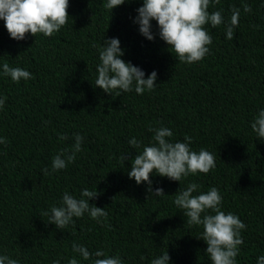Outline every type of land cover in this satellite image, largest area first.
I'll use <instances>...</instances> for the list:
<instances>
[{
	"label": "trees",
	"instance_id": "trees-1",
	"mask_svg": "<svg viewBox=\"0 0 264 264\" xmlns=\"http://www.w3.org/2000/svg\"><path fill=\"white\" fill-rule=\"evenodd\" d=\"M105 3L69 0V21L51 37L13 40L0 20V137L7 141L0 144V255L19 264H68L73 257L91 264L72 251L76 243L119 256L122 264H151L166 251L169 264H211L197 239L202 228L188 225L173 202L178 189L196 183L199 192L216 187L221 210L246 225L236 264H256L264 255V140L251 123L264 109V0H213L208 11H221L225 22L239 8V24L232 40L224 24L206 25L209 52L192 64L176 60L155 21L152 41L139 33L134 20L142 0L112 11ZM111 38L120 41L121 59L145 79L157 73L151 91L138 95L133 86L106 94L95 87L98 49ZM5 62L32 78L13 82L3 75ZM150 127L169 128L171 142L191 137L190 148L211 152L215 168L179 182L153 173L152 188H163L164 196H149L148 185L127 173L131 159L152 142ZM77 134L83 143L75 161L52 173L51 158L71 149ZM133 138L141 148L129 144ZM46 167L51 174L43 173ZM85 188L100 193L89 204L105 208L107 217L98 223L85 213L62 229L49 224L42 213L60 206L64 192L80 198Z\"/></svg>",
	"mask_w": 264,
	"mask_h": 264
},
{
	"label": "clouds",
	"instance_id": "clouds-1",
	"mask_svg": "<svg viewBox=\"0 0 264 264\" xmlns=\"http://www.w3.org/2000/svg\"><path fill=\"white\" fill-rule=\"evenodd\" d=\"M126 0H106L104 7L112 9L124 4ZM213 0H142V6L137 9L134 23L139 25V33L148 41L154 39L151 31V21L158 27V35L167 46L170 53L175 54L180 63L192 64L201 61L209 52L208 46L212 43V36L205 27L210 25L216 28L225 25L226 38H234V28L239 24L240 9L233 7L230 19L225 22L221 11L209 12ZM219 3V0H214ZM69 0H0V20L4 22L10 39L22 41L27 35L35 37L43 34L51 37L69 21ZM244 12H251L247 5ZM95 47V45H94ZM99 61L96 68L98 73L95 87L104 93L110 94L113 90L131 92L141 95L145 90L151 91L157 84V73L148 74L139 67L126 63L121 59L123 51L118 38L103 39L102 46L98 49ZM3 75L10 77L13 82L21 79L28 80L32 75L20 67H10L8 63L2 65ZM117 93V96L120 95ZM5 98L0 97V109L3 108ZM252 131L260 140H264V109L260 110L251 123ZM153 133L152 142L143 146L142 151L131 159V170L127 173L137 185H148L146 191L149 196H164L163 188H152L150 176L155 173L170 181H181L182 178L197 173L207 174L215 168L216 157L209 151L201 148L198 152L190 148L192 138L184 137L183 142H171L173 133L169 128H149ZM61 140L67 139L65 136ZM7 141L0 137V144ZM83 137L79 134L74 137L71 149H62L51 158V172L65 169L73 163L76 153L81 151ZM135 148H141V142L135 138L129 140ZM124 163L125 154L120 157ZM45 175L51 174L46 167L42 170ZM200 185L189 183L186 189H178L174 204L183 210V216L188 225L200 226L202 232L197 239L206 244L205 254L211 264H236L239 246L243 244L241 230L246 225L237 215L221 210L222 197L216 187L207 192H199ZM193 193H198L193 195ZM100 193L85 188L77 198L64 192L60 206H52L42 213L49 217V224L62 229L74 223V217L80 218L87 213L91 219L100 222L106 218L105 208L90 205L89 201L98 197ZM147 199V197H146ZM72 251L79 254L83 260L91 264H122L119 256H108L101 250L90 252L87 247L73 243ZM143 259V257H142ZM170 257L163 253L158 258L151 260V264H169ZM0 264H19L18 260L0 255ZM59 264V261L54 262ZM68 264H79L73 257ZM256 264H264V255L257 258Z\"/></svg>",
	"mask_w": 264,
	"mask_h": 264
}]
</instances>
